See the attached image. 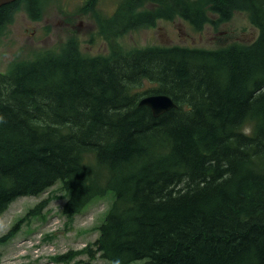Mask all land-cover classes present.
I'll return each instance as SVG.
<instances>
[{"label":"trees","instance_id":"obj_1","mask_svg":"<svg viewBox=\"0 0 264 264\" xmlns=\"http://www.w3.org/2000/svg\"><path fill=\"white\" fill-rule=\"evenodd\" d=\"M20 1L0 4V29ZM26 1L35 18L40 1ZM140 1L118 0L111 17L97 16L107 53L83 54L71 39L0 71V213L59 181L66 214L112 196L80 249L87 257L70 264H264V0H150L155 8L134 10ZM235 8L250 11L253 41L115 40L158 17L180 15L200 30L207 11L223 21ZM144 80L154 84L140 91ZM155 92L176 105L154 115L139 101Z\"/></svg>","mask_w":264,"mask_h":264},{"label":"rangeland","instance_id":"obj_2","mask_svg":"<svg viewBox=\"0 0 264 264\" xmlns=\"http://www.w3.org/2000/svg\"><path fill=\"white\" fill-rule=\"evenodd\" d=\"M39 1L40 10L35 18L27 1L21 0L1 26L0 71L10 69L16 60L34 58L48 49L58 52L71 39L78 43L83 54L110 50V38L101 29L97 16L111 17L118 0H98L93 9L84 6L86 0ZM155 7L154 2L141 0L133 8ZM232 12L229 19L219 21L218 14L207 11L212 20L204 22L200 30L180 15L172 19L158 17L153 25L131 27L115 40L124 48L153 43L212 47L253 41L258 36V27L252 23L250 11L235 8ZM153 84L144 80L138 89L142 91ZM249 125L245 123L244 127L250 128ZM66 197L57 181L38 195H20L9 203L0 213V236L17 219L22 218V222L16 233L0 240V264H70L87 257L80 249L97 236V224L110 206L112 196L95 197L74 214L63 211ZM68 249L78 251L69 262L57 257ZM98 255L94 261H102Z\"/></svg>","mask_w":264,"mask_h":264},{"label":"water","instance_id":"obj_3","mask_svg":"<svg viewBox=\"0 0 264 264\" xmlns=\"http://www.w3.org/2000/svg\"><path fill=\"white\" fill-rule=\"evenodd\" d=\"M11 1L14 0H0V4L10 3ZM139 102L140 104H147L152 109L154 115L162 113L168 110L169 107L176 105L172 96L161 92L144 94Z\"/></svg>","mask_w":264,"mask_h":264},{"label":"clouds","instance_id":"obj_4","mask_svg":"<svg viewBox=\"0 0 264 264\" xmlns=\"http://www.w3.org/2000/svg\"><path fill=\"white\" fill-rule=\"evenodd\" d=\"M3 122H4V117L0 116V123H3ZM251 133H252L251 128H248V127L243 128V134L244 135H251Z\"/></svg>","mask_w":264,"mask_h":264},{"label":"bare ground","instance_id":"obj_5","mask_svg":"<svg viewBox=\"0 0 264 264\" xmlns=\"http://www.w3.org/2000/svg\"><path fill=\"white\" fill-rule=\"evenodd\" d=\"M195 3V2H194Z\"/></svg>","mask_w":264,"mask_h":264}]
</instances>
